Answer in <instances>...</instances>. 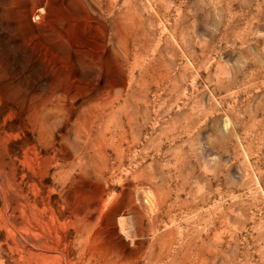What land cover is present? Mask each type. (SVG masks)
Returning a JSON list of instances; mask_svg holds the SVG:
<instances>
[{
  "label": "rangeland",
  "instance_id": "1",
  "mask_svg": "<svg viewBox=\"0 0 264 264\" xmlns=\"http://www.w3.org/2000/svg\"><path fill=\"white\" fill-rule=\"evenodd\" d=\"M0 264H264V0H0Z\"/></svg>",
  "mask_w": 264,
  "mask_h": 264
}]
</instances>
